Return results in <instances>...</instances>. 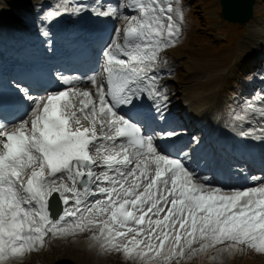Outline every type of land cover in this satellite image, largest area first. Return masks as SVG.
<instances>
[{
    "label": "snow or ice",
    "instance_id": "snow-or-ice-1",
    "mask_svg": "<svg viewBox=\"0 0 264 264\" xmlns=\"http://www.w3.org/2000/svg\"><path fill=\"white\" fill-rule=\"evenodd\" d=\"M97 14L127 22L103 49L101 73L61 78L71 87L46 98L25 91L30 118L15 126L0 120V264L43 248L46 237L85 232L133 264H172L218 245L220 252L264 254V179L244 189L214 186L157 143L177 133L149 134L121 114L145 94L163 95L155 68L160 53L178 42L183 11L172 0H127ZM101 75L105 82L98 83ZM85 82L98 99L76 86ZM247 108L264 117V107Z\"/></svg>",
    "mask_w": 264,
    "mask_h": 264
},
{
    "label": "rangeland",
    "instance_id": "rangeland-1",
    "mask_svg": "<svg viewBox=\"0 0 264 264\" xmlns=\"http://www.w3.org/2000/svg\"><path fill=\"white\" fill-rule=\"evenodd\" d=\"M37 1L0 0V13L4 11L15 25L26 31L33 28L34 30L31 29L26 34L31 39H38L39 33L42 34V30L47 31V28L46 23L40 27L43 18L33 19L36 10L46 8L44 5L38 6ZM71 1L59 0V8L65 5L72 8L77 1ZM126 2L127 0H115V6ZM55 3L56 0H52L54 7ZM172 3L175 9L183 11L184 19L178 42L160 53V61L170 63V70H162L159 73L164 78L158 80V87L167 98L162 100V111H171L170 108L168 111L164 109L166 102L168 106L174 107L176 114L184 113L183 103L199 105L204 108L205 121L216 127L217 132L211 133L214 137L222 128L219 118H228L229 121L226 119L225 125L234 133L239 128L243 132L264 129V117L247 108V102H252L257 108L264 107V65H259L256 60H253L257 47L249 39L252 37L256 39L258 36L264 38V0H255L254 14L244 24L227 21L222 15L220 0H172ZM117 18L119 19L117 29L119 28L122 34L127 22L120 17ZM251 20V24H248ZM117 29L110 37V43L116 37ZM247 29H253V34ZM262 50L264 51V46L260 48V51ZM238 53L244 57L241 61L237 57ZM219 70L226 71L222 80H218ZM257 85H259L258 88ZM201 90L205 92V95L201 94ZM211 91L215 92L216 99L211 97ZM39 97L43 98V95ZM215 101L219 102L220 106H215L213 104ZM31 110L30 106L29 113ZM239 116H244L245 119L240 120ZM196 117L197 115L194 116ZM25 118L30 117L27 115L23 119ZM18 122H15L13 126ZM192 125L189 127L178 125L177 128L184 144L190 142L187 149L192 154L191 148L200 141L203 144L201 151L210 154L213 153L211 150L215 149L214 146L218 147L219 153L220 147L227 145L223 141L220 144L210 142L209 147L206 144L207 139L202 137L196 125L194 129ZM227 150V148L222 149V153L215 156L216 160L220 163H228L229 157L226 155L230 150ZM212 185L224 186L217 183ZM46 241L43 248L27 254L22 259L10 261V264H133L120 253L103 251L90 239L88 232L63 237L62 242L49 237H46ZM193 247L198 248L199 245L195 244ZM220 247L222 246L218 245L191 259L173 260L172 264H264V254H258L254 250L245 248L244 251L220 252Z\"/></svg>",
    "mask_w": 264,
    "mask_h": 264
},
{
    "label": "bare ground",
    "instance_id": "bare-ground-1",
    "mask_svg": "<svg viewBox=\"0 0 264 264\" xmlns=\"http://www.w3.org/2000/svg\"><path fill=\"white\" fill-rule=\"evenodd\" d=\"M76 1H77V3L74 2L73 0L71 1V2H74V5L72 6V8L69 7L68 5H65V6H62L59 8V0H56V3L54 4L55 7L52 5V0H38L37 1L38 6L44 5L46 8H43L42 10H39V9L36 10V13L34 12L35 14L33 15V18H35L37 20L43 18L41 23L42 24L46 23L48 25L49 34L53 35L50 37L53 39V41H51V44L54 43V45H52V46H51V44L49 46H47L45 43L39 45L40 49H39L38 53H43L44 51H48V52L52 53L53 55H57V52L64 47L63 45H65L69 41H74L75 40L74 38H77L78 33L86 32V31H92V27L94 26V24H93L94 23V15L96 14V12H95V10H93L92 6H93V3H95L99 0H76ZM90 2H92V3H90ZM34 3H36V2H34ZM77 7H83L85 10L82 12H79V13H74V9ZM37 8H40V7H37ZM49 13H58V15L50 17ZM253 14H254V11H253ZM252 20L248 24H251ZM55 28H58V30L55 32L52 31ZM5 29L7 30V32L5 31ZM31 29H33V28H30L29 30H31ZM29 30H27V31H29ZM0 31H1L0 36H3V37H0V44H3L2 50L7 48V46H10L12 49L19 51L20 49L23 48L25 43L27 44L28 47L31 46L30 43L33 39H31L30 36H28L26 33H24V29L15 25L11 21L9 16L5 14L4 11H2L0 14ZM250 31H251V34H253V29L248 30L249 33H250ZM76 33H77V35H75ZM38 36L42 37L40 39V41L42 43L43 38H45V36L42 35L41 33H39ZM249 39H251V41H253V44L257 47V50L255 52L256 54H255V56H253V60H258L259 56H261L263 54V50L260 51V48L264 46V38L261 36H258V38H256V39L253 37L249 38ZM20 40H21V43H20L21 46H18L16 41L20 42ZM9 54L12 56L13 52H12V54L11 53H9ZM43 56H44L43 59L45 57L46 58L49 57L46 55H43ZM237 57L240 58L239 59L240 61L242 59H244V57L242 56L241 53L240 54L238 53ZM9 59L7 57L4 60L7 66H11V64H13L11 61H9ZM40 63L42 64V66H45L47 68L49 67L43 61ZM169 64L170 63L160 64L159 67H157V69L160 72H161V69L170 70ZM214 65H216V64H214ZM157 69H155V71H157ZM219 71L220 72L217 75L220 78L218 80H222L225 77L226 71H224V70H219ZM242 71L240 73H242ZM163 78H164V76H160V78H158V80H161ZM77 80L78 79H73L72 81L76 82ZM210 82H212V80H210ZM98 83H99V79H98ZM70 87H71V85L68 88H70ZM79 88L82 91L83 90H90V91L94 90L92 85L89 87V89H86L83 86H81ZM214 93H215L214 91H211L210 95L213 99H216V96ZM201 94L205 95V92H202V90H201ZM93 96H94V98H96L95 93H93ZM146 97H147V95L145 94L144 98H142V99H145ZM96 99H98V97ZM73 102L76 104V107L78 109L80 107L79 98H73ZM213 104L215 106H220V103L217 101L213 102ZM182 107H185L184 113L182 115H175L173 108H170V106H168L167 102H166V103H164V109L166 111H168V109L170 108L171 111L163 112V114L168 116V118L172 119L173 121L180 119L184 125L188 124V121L185 120V118H194V116L197 115V117L195 119L202 120L204 122L202 126H206L205 125V123H206V124H208V129L211 131V133L212 132L215 133V131L217 132L216 127L213 124H209L207 122V120L205 121L204 116H203V115H205L203 107L201 108L199 105H196V104L190 103V102L183 103ZM226 119L229 121L228 118H223V119L219 118L218 119V121L220 123H222L221 124L222 128L220 129V131H218V135L216 137H214L213 134H211V138L209 139V143L212 142L213 144H216V143L220 144V142L223 141L224 143H227V145H225V146H228V147L240 146V148H242L243 150H245L247 152H251V150L254 152L261 151V150H258V147H262V148L264 147V135L262 134L261 131H258L257 129H252V130H248L246 132H243V130L241 128H239V129H236L235 133H234L231 128H229L225 125ZM222 121H224V122H222ZM82 124L84 127H90V123L87 120H82ZM208 129L206 131L207 132L206 135L209 134ZM97 131L99 134V132H100L99 124H97ZM244 133H247V135H245ZM254 137H258V140H256V142H255L256 144H258V147H253V144H254L253 138ZM232 155H234V153ZM232 157L234 158V156H232ZM263 161L261 159L257 158L256 154L251 152L249 159L244 160V163H246V164L249 163V165L252 166L251 169L253 167H257L259 170H256L254 172L251 169L246 170V168H239V170H233L231 172V173H233V177L231 179L234 180L236 185L235 186L225 185L224 187L225 188L244 189V188L256 186L253 183L257 184L261 179H264V163H263ZM206 163H208V162L206 161ZM210 165H211V169H215V167H216V173L219 170H222V171L226 170L224 165L220 164L217 161H215L214 164H210ZM102 170H106V169L96 168L97 172L102 171ZM257 172H259V173L256 174ZM249 173L250 174L253 173V175L256 174L253 176V178H256L255 181L251 179L252 176L250 178L246 177ZM218 179H221V174H220V177H218ZM215 181H216V179H213V182H215ZM242 181H247V182H245L246 184L243 183L244 185H242L241 184ZM67 195H71V194H67ZM71 204H72V201L69 202V206H71ZM166 211H167V209H165V212ZM161 216H163V213L161 214ZM52 239L55 241L62 242V238H52Z\"/></svg>",
    "mask_w": 264,
    "mask_h": 264
},
{
    "label": "water",
    "instance_id": "water-1",
    "mask_svg": "<svg viewBox=\"0 0 264 264\" xmlns=\"http://www.w3.org/2000/svg\"><path fill=\"white\" fill-rule=\"evenodd\" d=\"M255 0H220L223 17L233 23H247L253 15ZM53 196H56L54 193ZM59 211V206L57 207Z\"/></svg>",
    "mask_w": 264,
    "mask_h": 264
}]
</instances>
